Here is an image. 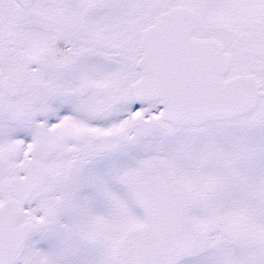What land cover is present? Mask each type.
Listing matches in <instances>:
<instances>
[{
  "label": "snow or ice",
  "instance_id": "snow-or-ice-1",
  "mask_svg": "<svg viewBox=\"0 0 264 264\" xmlns=\"http://www.w3.org/2000/svg\"><path fill=\"white\" fill-rule=\"evenodd\" d=\"M0 264H264V0H0Z\"/></svg>",
  "mask_w": 264,
  "mask_h": 264
}]
</instances>
